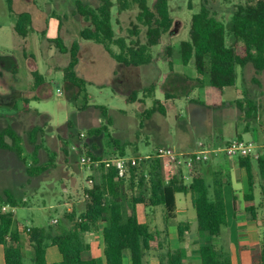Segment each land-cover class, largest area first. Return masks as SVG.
I'll return each mask as SVG.
<instances>
[{"label": "trees", "instance_id": "trees-1", "mask_svg": "<svg viewBox=\"0 0 264 264\" xmlns=\"http://www.w3.org/2000/svg\"><path fill=\"white\" fill-rule=\"evenodd\" d=\"M98 1L100 5L96 8L84 4L81 0L76 1V12L91 23V26L81 31V38L103 45L105 50L126 68L151 65L154 48L174 25L170 0H116L118 14L132 7L138 9L137 24L130 31L136 39H131L130 42H127L126 38L116 37L113 22L115 1ZM12 4L13 1L8 0L10 14H14ZM188 6L189 10H193L191 0ZM32 24L30 13H19L15 16L14 30L19 36L26 38L33 31ZM141 27L146 29L145 41L139 37ZM52 43L61 54L69 55V62L63 68L64 81L76 87L79 92L87 93L85 80L77 74L80 44L73 42L67 46L60 35ZM114 46L118 48V52H114ZM167 53L171 54L170 48ZM178 53L179 61L184 66L194 63L199 75L196 80L198 87L211 89L210 108L213 110L226 106L223 101L224 92L236 85L239 68L243 69L252 64L255 69L253 82L261 85L258 76L264 71V0H245L239 3L229 25L218 19L205 3L202 4L200 10L192 16L189 39L179 44ZM169 65L172 68L171 61ZM39 77L37 75L36 79ZM154 91L155 84L146 89L147 93ZM133 95L136 96L137 92ZM154 103L155 106L150 111H159L165 115V108L160 102ZM28 105L29 100H19L13 104V108L28 111ZM238 108L248 119L255 118L259 110L252 99H247L245 104L238 103ZM100 109L105 117H109L106 107L101 106ZM108 119L111 123V118ZM102 132H108V127L91 129L89 135H99ZM43 136L42 127H34L22 137L8 126L0 131V149L14 152L25 164L30 178L40 177L54 167V160L58 156L57 153L50 152L49 162L40 165L39 152L42 144L39 141ZM112 141L119 147L120 156H126L127 145L119 146L116 140ZM26 142L34 147L31 155L26 152ZM64 145L67 147L68 143L65 142ZM64 152L67 151L64 149ZM89 156L95 160H104L92 153H89ZM236 164L246 172L245 200L252 203L247 212L250 219L256 221L259 211L264 213V153L256 161L247 156L239 157ZM207 169L204 164L195 165L187 175L190 180V183H187L182 171L166 174L165 164L159 159H152L132 168L128 175L130 181L125 182L124 179L118 178L113 166L101 164L100 182H96L92 189L84 190V193L89 194V198L84 201L85 208L79 215L77 212L66 213L56 226L49 224L43 228H32L22 236L14 225L13 213H0V245L4 247L5 264H25L26 260L33 264H49L46 249L50 246L58 248L62 256L61 264H123L126 254L133 264H149L148 258L151 256H155L160 264H183L180 251L167 250L165 253L166 234L156 230L153 220L143 222L138 209L163 207L167 211L166 222H171L176 210V195L191 194L199 231L212 238L221 236L223 228L228 225L224 198V186L228 184L225 179L228 176L222 167L213 173V182L208 184ZM258 187L260 199L257 202ZM5 195L10 205H19L11 192L6 191ZM98 224L104 225V260L94 255L92 246L86 239V234ZM179 229L182 238L183 229ZM200 255L202 264H232L231 254L214 245L202 246ZM253 261L254 264H264V245L254 254Z\"/></svg>", "mask_w": 264, "mask_h": 264}, {"label": "rangeland", "instance_id": "rangeland-1", "mask_svg": "<svg viewBox=\"0 0 264 264\" xmlns=\"http://www.w3.org/2000/svg\"><path fill=\"white\" fill-rule=\"evenodd\" d=\"M12 1L14 14L9 12L8 0H0V51L2 53H14L19 63L25 57H32L37 62L38 70L44 76L49 87L42 89L40 94L45 95V97L42 101L33 104V107L49 113L52 117L51 126L55 132V138L52 141L45 139L44 146L47 152H42L41 159L45 163L49 160L50 152H55L58 154L57 159L63 161L71 154L69 159L72 163H70V166L74 173L72 177H69L68 173L60 168L47 171L40 177L29 178L25 170L12 168L14 169L12 177L7 178L8 176L2 174L0 182H12V184H9V190L21 197L23 192L26 191L25 195L27 194L26 197L30 200L28 205L16 211V219L24 225L30 224L35 228H43L49 223L53 226L59 224L52 223V220H60L64 215V209L57 205L58 199L63 198V189L58 188V191L55 190L51 193L47 188L45 191L32 194L27 186V180L34 185H38L40 182H72L70 185L75 186V183L78 182L76 185L80 184V187L92 180L94 185L96 182H100L99 167L93 165L90 169L84 168L81 166L80 159L83 156H89V153L104 160L119 157L120 149L113 143V139L116 140L119 146L127 145L125 151L126 156L129 157L151 155L154 150L162 146L177 149L179 139L183 140V138L193 147V141L200 130L194 126L185 111L184 94L188 90L187 85L181 79L170 77L169 82L167 81L166 85H161L160 88L169 93L175 92L180 96L177 102L181 104L183 112L181 110L177 111L171 103L167 105L168 112L165 115L159 111L152 112L150 110L155 106L154 101L153 103L152 101L142 102L143 94L150 87L149 72L144 68H126L123 65H118L111 57L105 55L103 45L93 41H84L80 33L84 28L91 26V23L76 12L77 0ZM81 1L92 8L100 5L98 0ZM114 1L113 22L116 37L126 38L127 42H130L131 39H136V37H132L130 31L137 24L138 9L132 7L130 10L118 14V4L116 0ZM189 1L170 0V13L174 20L173 28L162 37L160 44L153 50L159 64L162 66V73L171 71L174 64L180 65L178 62L180 60L179 44L189 39L192 16L200 10L202 4L205 3L217 15L218 19L229 25L236 6L245 2V0H191L193 10H189ZM21 12H29L35 19L33 31L27 38L19 36L13 28L12 19L14 20L16 13ZM41 13L46 16V20L38 17ZM58 35L67 46H70L73 42H83L79 75L86 82L87 93L85 94L79 92L71 84L59 83L51 79L52 76L49 72H53L57 68L61 70L69 62V55L61 54L52 43ZM139 37L142 41H145V28L141 27ZM168 48L171 49V54L167 53ZM113 50L118 52V48L115 46ZM170 61L172 62V68L169 65ZM12 63V60L4 58L0 54L1 65L11 67ZM242 70V73L239 74V81L245 88L244 94L247 96L243 103L245 104L247 99H252L259 110L255 118L248 119L245 113L238 109V116L241 118L238 128L240 131L246 128L241 135L244 141H254L264 145V71L258 76L261 85H257L253 82L255 77L254 66L248 64ZM134 92H137L136 96L133 95ZM230 92L232 91H228L226 95L228 102L231 100ZM3 106H0V108L5 110ZM101 106L109 109L107 114L111 118V123L109 117L102 114ZM178 113L182 116L180 121L176 120ZM67 121H69L68 125L65 124ZM39 123H41L40 120H36L35 125ZM208 124L204 130L216 133L214 124L212 122ZM103 126L108 127V132L89 135V130ZM234 126L231 123L224 126V131L227 133L224 137L226 144H214L212 146L211 143H205L207 148L221 150L230 140L236 139ZM82 135H85V137H82ZM65 142L68 143L67 147L64 145ZM25 146L26 152L31 155L34 147L28 142ZM64 149L67 151L66 153ZM10 157L11 159H7L6 162L12 164L15 162L18 165L16 154L10 153ZM228 160L225 153L219 151V153L213 154L204 165L211 168V165L216 161L226 163L229 162ZM1 161L2 158L0 157V163ZM24 168L26 169L25 166ZM231 170L229 164L224 167V172H230ZM165 172L166 174L175 173L167 165L165 166ZM183 173L188 175L186 171ZM257 178L259 181L258 174ZM124 180L129 182L130 176H127ZM212 182L213 171L208 169L207 183L211 184ZM22 185L25 186L23 192ZM1 187L2 184H0ZM82 192L84 193V191ZM2 197L3 200H0V205L8 204L6 196L3 195ZM184 198V194H178L179 201ZM84 208L85 202L79 204L77 215L81 214ZM141 209H143L139 214L141 220L146 221L145 213H148L149 209L143 207ZM145 209L146 211H144ZM157 210H160V208H157ZM191 212L194 216L192 222H195L196 211L192 207ZM14 225L16 226V222Z\"/></svg>", "mask_w": 264, "mask_h": 264}, {"label": "crops", "instance_id": "crops-1", "mask_svg": "<svg viewBox=\"0 0 264 264\" xmlns=\"http://www.w3.org/2000/svg\"><path fill=\"white\" fill-rule=\"evenodd\" d=\"M31 16L33 20L32 25L34 27L35 19L32 14ZM38 17L43 20L47 19L46 16L42 15V13L39 14ZM12 22L14 28L15 18L14 20L12 19ZM78 43L81 46V51L77 74L81 77L79 75V67L82 61L81 55L83 52V42ZM105 52V55H108L111 59L116 61L106 50ZM0 54L2 57L9 58L13 62L11 67H5L0 64V106L4 105L3 107L5 108V110L0 108V131L4 130L8 126H11L18 135L25 137L26 133L30 129L34 127H42L44 129V136L39 141V143L42 144L39 157L40 165H46L49 160L44 163L41 159V154L43 151H46V147L44 146L45 139L52 141L55 138L54 128L51 126L52 117L48 112H44L36 107H33V104L44 99L45 95L40 94V92L44 87L48 88L49 85L46 83L42 73L39 72L37 62L32 57H25L23 61L19 63L14 56V53H2L0 51ZM178 62L180 65L174 64L171 71L162 73V66L159 64V61L153 52L152 64L146 67H140L149 72L148 81L150 82V85L155 84V91L150 93L145 92V94H143L142 102L152 101L153 103V101H158L165 108L166 112H168L167 105L170 103L177 111L181 110L183 112V109L181 108V104L177 102L180 96L175 92L169 93L163 91L160 88L161 85H166V82L170 77H177L187 85L188 91L184 94L185 111L194 126L199 128L200 133H198L195 137L192 145L193 147H191L187 140L183 138V140L179 139L177 149L182 152H192L198 149V144L200 142L211 143L212 146L214 144H226L224 137L227 133L224 131V126L229 123L235 125V138L243 140L241 135L245 132L246 128L241 129V131L238 128V123L241 119L240 116H238V103H243L245 101V97H247L244 94L246 90L239 81V74L243 71L242 68H239L240 70L238 69V80L236 85L234 87L227 88L224 92L223 101L226 103V106L218 110H213L210 108L212 101L211 89L209 87H198L196 84V80L199 78V75L195 69L194 63L191 62L189 65L184 66L180 63V61ZM116 63L118 62L116 61ZM118 65L121 64L118 63ZM49 73L51 74V79L53 81L67 84L64 81L63 69L58 70L57 68L54 69L53 72ZM37 75L40 76L38 79H36ZM38 82L39 84H37ZM228 91H232L229 94L231 98L229 102L226 100ZM25 99L29 100L28 108L30 110L20 111L13 108V104L16 101ZM165 99L168 100L166 101ZM181 119L182 116L178 113L176 115V120L180 121ZM36 120H40L41 123L35 125ZM210 122L214 124V128L217 131L216 133L214 131L208 132L204 130ZM68 123L69 121L65 124L68 125ZM10 153L12 152L0 149V157L2 158L0 163V176L4 174L8 176L7 178L12 177V173L14 172V169L12 168H20L23 171L25 170V173L27 174V171L24 168L25 164L18 158L17 155L18 165H16L15 162L13 164L6 162L7 159H11ZM70 155L71 154H69V157L65 158L63 161L56 158L57 161L56 159L54 160L55 165L50 170L61 168L68 173L69 177H72L74 173L72 172L70 166V163H72L69 159ZM236 160L237 159H229V162L226 163L216 161L211 165V168H208L212 169L213 173L217 172L222 167L224 168L227 164H229L232 168L230 172L225 171V174L228 176L227 179H225L226 182L228 180V184L224 186L228 225L223 228L221 236L212 238L208 234L200 232L198 229L197 215H195V222H192V220H194V216L192 215L191 207H194L191 194H184L185 198L180 201L178 199V194L176 195V210L174 218L171 222H166L167 211L163 207H158L160 210H157V208H146L147 210L149 209L148 213H145V217L147 218L146 221L153 220L156 230L162 232L163 234L165 233L167 236V249L165 250V253L167 250L172 252L180 251L182 253L183 264H202V258L200 255L201 247L204 245H214L218 249H223L231 254L232 264H254V254L258 253L261 250L262 245H264V213L259 211L256 221H252L250 219L247 208L251 206L252 203L245 200V193L247 191V175L244 169L237 166ZM184 178L185 181L187 180V183H190L187 175H185ZM27 181V186L30 188L32 194L37 192L40 193L41 191H45L47 188L51 193L55 190L58 191V188L63 189V198L58 199L57 205L58 207L64 209V214L77 212L79 204H82L85 201L84 197H81L83 194L82 191L90 189L88 183L80 187V184L76 185L78 182H76L75 186H73L70 185L72 182H40L38 185H34L30 184L29 180ZM0 184H2V187L0 188V200H3L2 196H6L5 192H11L9 190V184H12V182H0ZM21 188L23 192L25 186L22 185ZM25 192L26 191L23 192L22 197L11 192L14 199L19 204L17 207H13L9 203L6 204L12 207L11 212L13 213L14 221L16 222V228L22 236L25 235L24 231L26 228H35L30 224L24 225V223L15 218L16 211L30 203V200L26 197L27 194L25 195ZM256 197L258 202L260 199L259 187L256 190ZM6 205H0V208ZM141 208L142 207H139L138 209L139 214H141V211L143 210ZM146 209L144 211H146ZM55 220L59 222L58 219ZM53 222L54 220H52V223ZM180 227L183 229L182 238L180 237ZM103 228V224H98L95 229L86 234V239L92 246L94 255L102 260H104L105 249L102 235ZM0 249V264H5L4 247L0 245ZM46 259L49 264H61L62 262V256L58 248L55 246H50L46 249ZM148 263L160 264L159 260L155 256L149 257ZM25 264L33 263L26 260ZM123 264H133L128 254L124 255Z\"/></svg>", "mask_w": 264, "mask_h": 264}, {"label": "built area", "instance_id": "built-area-1", "mask_svg": "<svg viewBox=\"0 0 264 264\" xmlns=\"http://www.w3.org/2000/svg\"><path fill=\"white\" fill-rule=\"evenodd\" d=\"M85 137V135H82ZM223 151L228 159L233 160L239 157H250L253 160H258L260 155L264 153V145L258 144L254 141H244L242 139L230 140L227 145L221 149H209L204 142L198 144V149L192 152H182L174 147H160L154 151L151 155H145L140 157H129V156H119L110 160H95L90 156H83L80 159L82 167L91 168L93 165L100 167L101 164L113 166L118 174V178H126L130 170L135 167H139L142 162L159 159L165 166H170L175 172L186 171L191 172V170L198 164H205L213 154ZM90 189L93 188V181L89 183ZM89 198V194L84 193V199ZM11 206H2L0 208V213H12ZM53 223H58L54 220ZM30 231V228L25 229V234Z\"/></svg>", "mask_w": 264, "mask_h": 264}, {"label": "water", "instance_id": "water-1", "mask_svg": "<svg viewBox=\"0 0 264 264\" xmlns=\"http://www.w3.org/2000/svg\"><path fill=\"white\" fill-rule=\"evenodd\" d=\"M225 182H226V180H225Z\"/></svg>", "mask_w": 264, "mask_h": 264}]
</instances>
